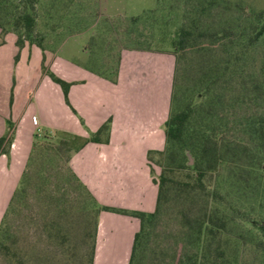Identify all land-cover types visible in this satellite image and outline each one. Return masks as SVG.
<instances>
[{"label":"trees","instance_id":"obj_1","mask_svg":"<svg viewBox=\"0 0 264 264\" xmlns=\"http://www.w3.org/2000/svg\"><path fill=\"white\" fill-rule=\"evenodd\" d=\"M220 1L195 0L170 38L171 51L153 50L168 51L175 59L170 109L163 124L164 148L147 152L149 162L160 168L158 177L153 176L157 184L154 210L100 204L70 166L71 155L86 143L109 141L110 118L97 130L88 131V136L62 129H44L42 134L35 131L25 168L0 221L1 257L13 264L32 263L31 258L11 250V214L16 202L25 201L35 186L29 173L32 163L48 151L60 160L64 158L70 182L57 190L70 194L69 187L74 184L87 201L80 236L81 246L88 248V264L93 263L100 212L138 218L140 225L128 264H142L147 259L153 264L155 257H147L148 239L170 209L175 210L177 225L172 229V240L159 248L162 255L156 264H248L239 258L249 252L257 264H264V49L258 65L251 61L264 34V10L244 25L229 19L217 29L205 19L220 13ZM18 2L23 4L21 9L14 0L7 1L9 11L0 28L1 37L8 31L16 32L20 49L26 37L34 41L36 14L35 0ZM139 18L132 16L130 20ZM119 59L120 54L110 74L84 67L115 82ZM42 72L61 87L69 105L68 89L75 82L60 78L44 63ZM14 134L15 125L7 120L0 136V154H9ZM50 139H57L56 145ZM54 194L47 188L37 190L38 198L43 197L38 202L41 210L53 207L50 199ZM41 224L50 237L52 219L44 217ZM60 236L64 244L66 235Z\"/></svg>","mask_w":264,"mask_h":264},{"label":"crops","instance_id":"obj_2","mask_svg":"<svg viewBox=\"0 0 264 264\" xmlns=\"http://www.w3.org/2000/svg\"><path fill=\"white\" fill-rule=\"evenodd\" d=\"M17 51L14 35L6 34L0 45V57L5 60L0 68L4 71L0 80V136L7 120L15 125V134L9 154H0V221L25 168L35 131L62 129L88 136V131L97 130L109 118V141L86 143L71 155L70 166L100 204L153 211L157 184L151 174L155 165L147 159V152L164 148L173 54L124 48L117 79L112 82L73 59L25 44L19 62L33 69L31 55L38 60L37 82L26 89L30 74L25 67L19 84L13 83L11 65ZM42 61L60 78L75 82L68 89L69 105L61 87L42 72ZM12 90L16 91L14 99H10ZM33 116L37 117L36 124ZM139 225L136 217L100 212L92 264H128Z\"/></svg>","mask_w":264,"mask_h":264},{"label":"rangeland","instance_id":"obj_3","mask_svg":"<svg viewBox=\"0 0 264 264\" xmlns=\"http://www.w3.org/2000/svg\"><path fill=\"white\" fill-rule=\"evenodd\" d=\"M7 1L0 0V22L3 24L6 21L3 16L9 11L5 6ZM14 1L19 9L23 7L21 2ZM222 1L218 5V11L222 14L215 13L205 19L217 29L229 19L238 20L244 25L249 19L252 20L254 14L264 10V0ZM194 4L195 0H35L36 23L32 35L34 41H29L26 37L23 45H33L53 55L60 54L73 59L99 73L110 74L124 48L171 51L170 38ZM226 7L230 10L225 11ZM242 9L245 10L244 14H240ZM132 16L140 18L132 22ZM9 33L14 35L16 43V32L11 30L1 37L0 28V40H3L0 45ZM21 48H18L15 54L11 74L13 83L19 84L25 67L26 73L30 74L25 85L26 89H30L37 82L38 60L35 55H31L33 69L21 64ZM263 49L264 34L258 43V51L253 53L251 58L255 65L262 60ZM22 54H25L24 51ZM46 56L48 57V54ZM195 56L196 54L192 55V58ZM0 58V68H3L5 60ZM43 63L44 61L41 65ZM3 74L4 71L0 70V80H3ZM16 91L18 94V87ZM16 91L12 90L10 99L15 98ZM37 131L42 134L44 129ZM56 140L49 141L55 144ZM48 153L50 152L47 151L43 158L39 157L32 163L29 173L35 186L25 201L16 202L15 210L11 214V250L31 258V264H88V248L81 246L80 236L82 211L87 206V201L74 184L69 187L70 194L57 190L60 186L70 184L66 165L62 161L64 158L61 157L60 160L55 154ZM66 154L65 152L62 156L65 157ZM152 169L153 176L157 178L159 166L155 165ZM43 188L55 191L50 199L53 201V207L47 211L41 210L38 203L45 195L41 194L43 197L38 198L37 190ZM175 214L174 209L168 210L150 234L146 250L147 257H155L153 264H156L162 255L159 248L163 247L168 239L172 240V229L177 225ZM44 217L52 219L53 222L50 237H47L41 224ZM63 234L66 235L64 244L61 243L60 236ZM239 259L241 263H258L252 252L242 254ZM146 263L150 264L149 259L142 262ZM0 264L13 263L0 256Z\"/></svg>","mask_w":264,"mask_h":264},{"label":"built area","instance_id":"obj_4","mask_svg":"<svg viewBox=\"0 0 264 264\" xmlns=\"http://www.w3.org/2000/svg\"><path fill=\"white\" fill-rule=\"evenodd\" d=\"M32 120H33V122H34L35 124L38 122V120H37V117H36V116H33V117H32Z\"/></svg>","mask_w":264,"mask_h":264}]
</instances>
